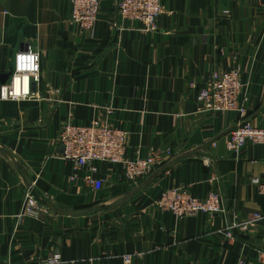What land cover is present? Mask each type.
Returning a JSON list of instances; mask_svg holds the SVG:
<instances>
[{"label": "crops", "instance_id": "1", "mask_svg": "<svg viewBox=\"0 0 264 264\" xmlns=\"http://www.w3.org/2000/svg\"><path fill=\"white\" fill-rule=\"evenodd\" d=\"M69 12L67 0H0V84L28 46L41 68L30 98L0 99V264L50 253L60 264H123L124 254L133 264H264V219L240 227L264 212V144L230 150L237 112L201 110L196 98L211 72L239 69L246 119L264 127V0H161L147 33L122 20L114 0L102 1L93 34ZM91 120L128 133L126 157L162 151L161 164L128 182L100 163L103 187L94 189L59 142L67 122ZM173 187L198 198L214 191L224 212L157 209ZM28 191L36 217L25 213Z\"/></svg>", "mask_w": 264, "mask_h": 264}, {"label": "built area", "instance_id": "2", "mask_svg": "<svg viewBox=\"0 0 264 264\" xmlns=\"http://www.w3.org/2000/svg\"><path fill=\"white\" fill-rule=\"evenodd\" d=\"M70 6L69 22L76 25L81 31L94 33L95 25L99 21L101 4L103 0H67ZM115 9L122 20L137 22L140 31L147 33L156 30L157 18L161 13V0H114ZM31 51L38 56V69L30 74V91L27 98L33 95L32 85L40 81V56L39 53L28 46L18 51L14 56L13 72L6 84H11L13 75L16 74L17 57L19 54H28ZM33 77H38L36 81ZM4 84V83H3ZM25 98V99H27ZM200 109L210 112H237L240 121L234 126L228 137L230 150L238 151L246 142L264 144V127L254 125L246 119L248 109V96L243 91L240 70L214 71L206 77L204 84L197 89ZM3 100V99H1ZM7 100L14 99L9 95ZM21 100V99H19ZM107 114L112 110L108 109ZM128 133L118 127L109 126L105 120H91L88 123L67 122L59 133V142L63 147L62 155L66 160L74 163V169H85V181L100 190L103 181L97 177L100 163L118 166L123 178L128 182H135L145 178L161 164L162 151H151L146 156L136 155L126 157L125 150ZM215 145V142L212 143ZM170 148L164 154L170 155ZM258 191L264 195V182L256 181ZM25 213L32 217L38 216L39 200L28 191L25 195ZM157 209L170 212L175 218L207 213L216 215L224 212L220 195L210 191L205 197L198 198L192 195L187 188L173 187L160 192L154 200ZM264 219V212H255L250 219L240 226L246 229L259 220ZM236 225L233 224L232 227ZM225 235L232 237L230 229L225 230ZM123 264H133L131 254L123 255ZM61 259L55 253H50L37 263L26 264H60ZM90 264H98L91 260ZM238 264H244L242 260Z\"/></svg>", "mask_w": 264, "mask_h": 264}, {"label": "clouds", "instance_id": "3", "mask_svg": "<svg viewBox=\"0 0 264 264\" xmlns=\"http://www.w3.org/2000/svg\"><path fill=\"white\" fill-rule=\"evenodd\" d=\"M16 74L13 75L11 84H0V99L7 100L9 95L14 99L28 97L30 88V74L38 69V56L31 51L28 54H19L17 57ZM38 77H33L36 81Z\"/></svg>", "mask_w": 264, "mask_h": 264}]
</instances>
